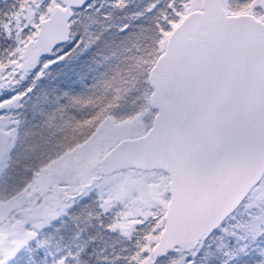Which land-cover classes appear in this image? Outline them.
Segmentation results:
<instances>
[{"label":"snow or ice","instance_id":"1","mask_svg":"<svg viewBox=\"0 0 264 264\" xmlns=\"http://www.w3.org/2000/svg\"><path fill=\"white\" fill-rule=\"evenodd\" d=\"M127 5L110 0L114 10ZM103 7L13 0L0 8V127L18 126L13 110L35 96L98 105L75 125L92 131L69 152L94 145L75 174L49 180L38 172L12 207L0 203V264H25L17 259L25 253L27 264H90L93 256L98 264H264V0H149L134 14H151V24L125 49L128 63L90 85L113 89L115 99L125 90L117 85H141L140 107L119 121L103 95L81 100L74 91L109 50L112 29L111 12L96 32L80 13ZM135 122L142 123L135 138L104 142ZM125 144L159 152L162 176L99 175ZM96 228L128 244L105 255L92 248Z\"/></svg>","mask_w":264,"mask_h":264},{"label":"trees","instance_id":"2","mask_svg":"<svg viewBox=\"0 0 264 264\" xmlns=\"http://www.w3.org/2000/svg\"><path fill=\"white\" fill-rule=\"evenodd\" d=\"M145 5L141 7L133 5L126 11L111 10V19L107 21L112 25L109 33V50L96 56L95 61L79 81L80 86L74 90L81 100L98 99L103 95L105 103L109 101L112 103L111 115L114 113L113 117L121 119L132 115L134 108L136 109L134 104H125L132 96L126 100L121 99L124 98L123 96L115 99L116 93L113 89L104 91L90 87V85L111 78L118 69L128 63L126 57L130 54L125 49L137 42V37L141 36L146 26L151 24V14L141 17L134 15L143 11ZM104 12L107 11L104 9H101V12L91 10L85 17H80L81 24L91 32L99 31L105 23ZM123 23L131 25L129 33L125 36H121L116 31V26ZM136 85L138 89L141 87L138 83ZM117 86L124 87L125 85ZM131 93L129 90L127 95ZM97 107L95 102L85 105L70 100L62 104L35 96L26 109L18 110L20 111V123L16 125V140L7 152L6 166L0 177V198L13 197L21 192L27 184L33 181L39 169L47 166L48 163L90 136L92 129L76 128L75 125L90 118L97 111ZM95 234L97 239L92 248L104 249L105 255L114 254L128 244L127 238L123 235L109 234L99 228L95 229ZM58 235V233L52 234L54 237ZM64 243L78 242L65 240ZM17 259L24 260L27 264L28 256L25 253ZM90 264H98L95 256L91 258Z\"/></svg>","mask_w":264,"mask_h":264},{"label":"rangeland","instance_id":"3","mask_svg":"<svg viewBox=\"0 0 264 264\" xmlns=\"http://www.w3.org/2000/svg\"><path fill=\"white\" fill-rule=\"evenodd\" d=\"M148 2H149V0H128L127 7L124 8L123 10H119V11H126L127 8H130L133 5H135L137 7H141V5H145ZM101 3H103V5H104V7L102 9H104L105 11L111 12V10H113L110 7V0H97V7H99ZM143 3H145V4H143ZM91 10L95 11V9H86L80 13V17L81 18L85 17ZM137 87H138V85H136V84L135 85L132 83L125 84V86L122 87L125 90L119 94V98L122 96L124 97V98H121L122 100H126V98H128L129 96H132V98L129 100L130 103L128 101L125 104H134V106H136V109L134 108L135 111L133 113H135L138 110V108L140 107V100L138 99V88ZM129 90L132 93L127 95ZM122 104H123V102H122ZM114 118L116 121L122 120L121 118H117V117H114ZM111 127H112L111 124H109L108 128L111 129ZM141 128H142V123L141 122H135V123L129 124L128 126H125L122 129H114L110 132L109 137L104 142L113 143V142L117 141L119 138L136 136L140 133ZM13 129H14V131H13ZM16 134H17L16 125H13L11 130L9 131V141H8L7 146H6L5 156H4V158L0 164V177H1V174L3 172V169L6 166L7 152L10 149V147L15 143ZM81 143H83V142H81ZM75 146L73 148H75ZM91 147H94V145L89 146L88 150H90ZM88 150L77 149L75 153H71L68 150L63 155L56 158L54 161L48 163L47 166L39 169L38 172L40 173L41 177H48L49 180H52V179L68 180V179H70V177L72 175L75 174V171L77 170L79 164L83 163L87 159ZM130 172L135 173L136 175H138L139 177H141L142 179H145V180L148 178H151V177H156L157 179H159L163 174V172L159 171V170L141 171V170H135V169H126V170L115 172L113 174L105 175L102 177H106L109 182H113V179H112L113 177H115L116 181H118L121 178V174H128ZM35 178H37V176H35L34 179ZM103 183H104V180L102 179L101 184H103ZM60 187H64V185L61 184ZM97 190H98L97 186L93 185L91 191L95 192ZM133 195H135V193H133ZM11 198L12 197H9L6 199L0 198V203H3L6 206L5 207L6 211H7L8 207H12V205H9V203H8L11 200Z\"/></svg>","mask_w":264,"mask_h":264},{"label":"water","instance_id":"4","mask_svg":"<svg viewBox=\"0 0 264 264\" xmlns=\"http://www.w3.org/2000/svg\"><path fill=\"white\" fill-rule=\"evenodd\" d=\"M136 136L123 137V139L129 140ZM8 139V133L0 127V164L5 156ZM135 147V145L131 144L123 145L113 157L104 161L102 167L97 170L98 174L105 176L126 169L141 171L160 170L164 172L167 167V160L159 152L154 150L135 151ZM130 150H132L131 154Z\"/></svg>","mask_w":264,"mask_h":264},{"label":"flooded vegetation","instance_id":"5","mask_svg":"<svg viewBox=\"0 0 264 264\" xmlns=\"http://www.w3.org/2000/svg\"><path fill=\"white\" fill-rule=\"evenodd\" d=\"M13 3V0H0V8H3L4 10H7L11 4ZM14 112L17 110H13ZM13 125L11 124H5V126L1 127L3 128L9 135V131L11 130ZM9 141V139H8Z\"/></svg>","mask_w":264,"mask_h":264}]
</instances>
